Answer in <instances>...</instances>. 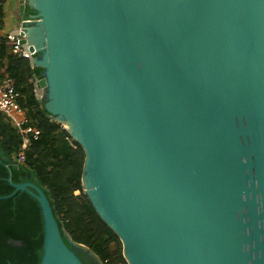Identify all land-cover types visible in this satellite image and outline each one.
Wrapping results in <instances>:
<instances>
[{
    "label": "water",
    "instance_id": "95a60500",
    "mask_svg": "<svg viewBox=\"0 0 264 264\" xmlns=\"http://www.w3.org/2000/svg\"><path fill=\"white\" fill-rule=\"evenodd\" d=\"M28 2L38 99L127 264H264V0ZM8 182L41 208L39 264H82L42 189Z\"/></svg>",
    "mask_w": 264,
    "mask_h": 264
},
{
    "label": "trees",
    "instance_id": "16d2710c",
    "mask_svg": "<svg viewBox=\"0 0 264 264\" xmlns=\"http://www.w3.org/2000/svg\"><path fill=\"white\" fill-rule=\"evenodd\" d=\"M36 14V9L25 6L24 16ZM3 15L0 7V25ZM11 45V41L0 38V72L15 80L18 103L28 110L40 134L30 140L25 161L18 164L14 155L19 136L0 113V264H39L42 256L39 203L26 191L8 196L13 191L8 179L13 183L30 181L42 189L63 241L82 264H127L117 234L100 218L84 192L82 146L52 119L35 94L32 79L41 78L44 68L32 67ZM70 241L90 248L100 262Z\"/></svg>",
    "mask_w": 264,
    "mask_h": 264
},
{
    "label": "built area",
    "instance_id": "2783aa9c",
    "mask_svg": "<svg viewBox=\"0 0 264 264\" xmlns=\"http://www.w3.org/2000/svg\"><path fill=\"white\" fill-rule=\"evenodd\" d=\"M7 2L8 0H0V7L3 8ZM25 36L26 29L19 28L16 33H6L4 38L12 42L11 48L16 54L22 58L31 59L32 56L37 53V50L33 49V51H30L29 47L31 44H28L26 41L22 42V39H24ZM18 97L19 93L16 90L15 80L9 76H3L0 72V113L16 130V133L19 136L20 145L14 155V159L18 164H23L26 158V149L30 144V140L32 138L36 139L39 136L40 131L31 121L28 110L18 103ZM59 124L64 128L63 123Z\"/></svg>",
    "mask_w": 264,
    "mask_h": 264
},
{
    "label": "crops",
    "instance_id": "0c3cea01",
    "mask_svg": "<svg viewBox=\"0 0 264 264\" xmlns=\"http://www.w3.org/2000/svg\"><path fill=\"white\" fill-rule=\"evenodd\" d=\"M11 1L12 0H8L6 5L2 8L4 15L1 19L0 38H3L5 36V34L8 32L16 33L19 28H25L26 29V27H25L26 25H25L24 20L19 19L17 17V15L15 14V8H14L15 4L13 6H11V4H10ZM25 39H26V42L28 44L38 46V42L34 40V38L28 33V31L26 33ZM38 48L40 49L39 46H38ZM36 54L33 55L31 59H28L29 63L33 67H36V63L39 62L35 58ZM33 64H35V66ZM36 79L37 78H35V77L32 79L33 84H34ZM34 89H35V94H36L37 98H39V96L41 95V92H42L41 89L40 88L37 89L35 86H34Z\"/></svg>",
    "mask_w": 264,
    "mask_h": 264
},
{
    "label": "flooded vegetation",
    "instance_id": "af4514ba",
    "mask_svg": "<svg viewBox=\"0 0 264 264\" xmlns=\"http://www.w3.org/2000/svg\"><path fill=\"white\" fill-rule=\"evenodd\" d=\"M20 0H13L14 4H15V14L17 15V17L21 20H24L25 23H28L29 26H35L36 25V20L37 18H35V15H28V16H24L23 12H24V8L25 6L29 4L28 0H24V8L23 11L20 10ZM31 6V5H30ZM27 25V24H26Z\"/></svg>",
    "mask_w": 264,
    "mask_h": 264
},
{
    "label": "rangeland",
    "instance_id": "374dc122",
    "mask_svg": "<svg viewBox=\"0 0 264 264\" xmlns=\"http://www.w3.org/2000/svg\"><path fill=\"white\" fill-rule=\"evenodd\" d=\"M10 4H11V6H13L14 5V2H13V0L10 2ZM27 24V25H26ZM25 25L26 26H28V28H36L35 26H29V24L28 23H25ZM36 41H38V35L37 36H34V34L33 35H31ZM42 52V51H41ZM41 52H39V54H41ZM38 54V55H39ZM119 242H120V244H121V246H122V243H121V241L119 240Z\"/></svg>",
    "mask_w": 264,
    "mask_h": 264
},
{
    "label": "bare ground",
    "instance_id": "6f19581e",
    "mask_svg": "<svg viewBox=\"0 0 264 264\" xmlns=\"http://www.w3.org/2000/svg\"><path fill=\"white\" fill-rule=\"evenodd\" d=\"M29 31H30V35H33V34L35 35V32H36L35 28H31Z\"/></svg>",
    "mask_w": 264,
    "mask_h": 264
}]
</instances>
